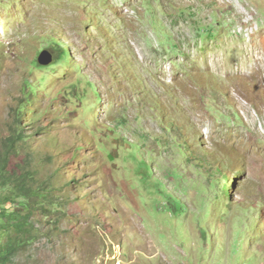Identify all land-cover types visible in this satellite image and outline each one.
Returning <instances> with one entry per match:
<instances>
[{
	"label": "rangeland",
	"instance_id": "1",
	"mask_svg": "<svg viewBox=\"0 0 264 264\" xmlns=\"http://www.w3.org/2000/svg\"><path fill=\"white\" fill-rule=\"evenodd\" d=\"M249 49L261 77L264 0H0V152L34 190L21 261L264 264Z\"/></svg>",
	"mask_w": 264,
	"mask_h": 264
},
{
	"label": "trees",
	"instance_id": "2",
	"mask_svg": "<svg viewBox=\"0 0 264 264\" xmlns=\"http://www.w3.org/2000/svg\"><path fill=\"white\" fill-rule=\"evenodd\" d=\"M14 152L10 141L0 152V264H29L20 258L37 237L29 222L34 190L29 183L30 172L11 161ZM10 203L26 204L10 210Z\"/></svg>",
	"mask_w": 264,
	"mask_h": 264
},
{
	"label": "bare ground",
	"instance_id": "3",
	"mask_svg": "<svg viewBox=\"0 0 264 264\" xmlns=\"http://www.w3.org/2000/svg\"><path fill=\"white\" fill-rule=\"evenodd\" d=\"M245 49V48H244ZM248 49V48H247ZM253 50H251V49H249L248 50V53H247V57H246V61H243V64H242V66H241V70L238 72V74L240 75V77L242 78V79H244V78H251V76L252 75H256V78L258 79H256L257 81H261L262 80V83L264 84V75L262 74V76L260 77L255 71L256 70H260V67H259V64H258V66H256V65H254L253 64V60H255L254 58H253V52H252ZM258 52V51H257ZM258 54V53H257ZM219 54H217L216 52H211V54L209 55V57H208V60H209V62H211V65H216L215 66V68L216 67H218V68H221V69H228V67H227V65L226 64H222V62L220 61L221 59L219 58V56H218ZM258 57V56H257ZM256 57V58H257ZM261 57V56H260ZM252 59V60H251ZM259 59V58H258ZM263 59V58H262ZM258 62V61H257ZM261 64V63H260ZM213 65V66H214ZM253 65H254V67H253ZM244 68H245V70H244ZM264 67L262 66V69H263ZM261 69V70H262ZM255 70V71H254ZM225 72H227V71H225ZM252 79V78H251ZM259 79H261V80H259Z\"/></svg>",
	"mask_w": 264,
	"mask_h": 264
},
{
	"label": "water",
	"instance_id": "4",
	"mask_svg": "<svg viewBox=\"0 0 264 264\" xmlns=\"http://www.w3.org/2000/svg\"><path fill=\"white\" fill-rule=\"evenodd\" d=\"M51 60H52L51 55H50L48 52L43 51V52H41V54L39 55L38 63H39L40 65L46 66V65H49V64H50Z\"/></svg>",
	"mask_w": 264,
	"mask_h": 264
}]
</instances>
